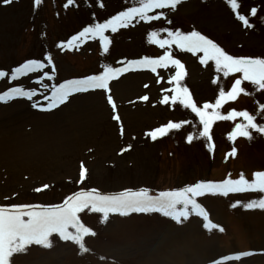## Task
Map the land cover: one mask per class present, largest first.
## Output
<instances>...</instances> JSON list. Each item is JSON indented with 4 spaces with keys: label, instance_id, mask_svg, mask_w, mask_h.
I'll return each instance as SVG.
<instances>
[{
    "label": "rangeland",
    "instance_id": "rangeland-1",
    "mask_svg": "<svg viewBox=\"0 0 264 264\" xmlns=\"http://www.w3.org/2000/svg\"><path fill=\"white\" fill-rule=\"evenodd\" d=\"M65 2L43 0L35 13L33 0L0 5V70L10 74L28 59L43 61L51 54L57 78L44 83L83 78L97 74L103 63L120 67L121 60L163 55L165 50L150 44L147 36L165 27L198 31L234 57L264 58V0H240L243 14L252 6L260 10L262 19L252 29L236 20L226 0H186L174 12L157 10L167 13L170 25L166 19L134 21L128 29L106 33L112 40L107 54L98 40L72 50L57 45L78 34L80 27L105 22L126 10L132 0H102L104 8L97 6V0H88L91 7L77 0L79 7L64 9ZM27 30L32 31L25 40ZM171 51L185 65L181 83L198 106L214 103L219 89L229 91L240 75L224 78L213 62L199 63L202 54L193 56L174 47ZM174 72L169 67L157 73H126L110 82L111 93L78 94L51 112L35 110L23 99L0 104V207L4 209L0 264H264V136L253 133L252 140L230 141L228 136L241 119L217 121L210 132L209 151V142L197 138L202 126L190 110L160 103L163 95H171L164 89L173 87L167 80ZM39 76L0 80V93L14 85L40 88L31 82ZM242 87L250 94H241L232 110L258 114L264 93L247 82ZM108 94L116 103L115 112L107 103ZM226 105L222 114L228 113ZM114 115H119V122ZM185 120L196 126L185 125L155 141L147 135L168 122ZM189 134L194 136L191 143L186 140ZM128 146L130 150L123 151ZM233 149L237 160H217L219 150ZM81 165L86 169L83 183H79ZM231 169L242 175L244 185L226 191L188 187L207 182L210 172L213 180L221 181ZM44 185L48 188L35 191ZM163 186L176 191L153 201L136 198L135 205L125 196ZM79 190H88L91 199L84 201L81 198L87 195H82L64 205L63 196ZM28 198L37 199L39 205H27L33 201L27 202ZM152 212L157 214L149 217ZM17 215L28 219L22 221Z\"/></svg>",
    "mask_w": 264,
    "mask_h": 264
},
{
    "label": "snow or ice",
    "instance_id": "snow-or-ice-1",
    "mask_svg": "<svg viewBox=\"0 0 264 264\" xmlns=\"http://www.w3.org/2000/svg\"><path fill=\"white\" fill-rule=\"evenodd\" d=\"M19 0H0V5L8 6L13 3H18ZM186 2V0H132V6L126 10L120 11L118 14L113 15L105 22H96L83 28L78 34L71 36L66 42H60L57 47L61 50L78 49L82 43L88 40H98L102 48V53H109L112 40L106 33L116 34L121 29H128L134 26L133 22L151 23L153 21L165 20L167 24H172L171 19H167V13L157 10L175 11L178 5ZM43 0H33V12L35 13L42 5ZM85 5L91 7L88 0H84ZM226 3L231 9L242 26L246 29H252L256 26L255 21L262 19L259 16V9L252 6L248 14H243L240 9L242 4L240 0H226ZM71 6L79 7L77 0H66L63 4L64 9ZM97 6L104 8L102 0H97ZM249 16L254 18L250 21ZM166 33V38L163 34ZM147 41L150 44L157 45L159 48L164 49L163 55L158 58H149L147 56L138 59L121 60L122 66L114 67L109 63L102 64V70L97 74H90L83 78L66 79L60 83H44V81H54L57 78V69L51 54H47L44 60L28 59L26 62L20 64L8 71L0 70V80L8 78L9 82H15L23 77H29L30 74L40 73L31 82L41 85L40 88H25L22 85H14L2 93H0V104H8L9 102L23 99L30 102V106L42 112H51L58 109L62 105L70 103L71 98L78 94H87L102 90L104 93H111L110 82L119 80L121 76L126 73L136 72L141 70H148L152 73H157L158 69H168L172 67L175 69L174 75H171L167 83L173 85L171 88L164 89L165 92L171 95H163L160 103L162 105H180L183 109L190 110L196 118H198L199 125L202 126L197 134V138L206 139L209 142V151H212L211 142L212 136L210 134L213 124L217 121H235L240 118L242 122L235 123L234 129L228 136L230 141H234L237 137H244L248 140L253 139V133L264 136V123H259L258 120L264 119V103L258 105V114H251L249 111H236L230 110L227 114H222L220 111L223 105L228 101H235L240 94L249 95L250 93L242 87L244 82L254 86L255 90L264 93V58H249V57H234L228 54L212 39L202 35L198 31H191L184 33L180 30H172L170 28H162L159 30H152L147 36ZM173 47L180 52L191 53L193 56H198L201 65H208L211 61L215 65V71L222 73L224 78L232 74H240L235 78L234 83L231 84L230 90L225 91L223 87L219 89L218 98L214 103H204L198 106L194 101L188 87L182 85L185 78L186 71L185 65L180 59L174 58L172 53ZM46 61V62H45ZM45 69H50L46 71ZM160 79H163L161 77ZM213 84L217 80L212 81ZM39 97V99H34ZM143 100H148L147 96L142 97ZM107 103L115 112L116 103L111 94L107 95ZM113 119L117 122L120 121L119 115H114ZM185 125H192V120H185L179 123L168 122L166 125L157 127L155 130L150 131L147 135L153 140L166 136L172 130H180ZM123 129H121V134ZM194 136L189 134L186 138L188 143H191ZM131 146L123 151L130 150ZM122 154V153H121ZM232 156L236 155V150L231 152ZM80 181L83 183L86 179V169L81 165L79 173ZM203 183V182H198ZM189 188L193 187L191 185ZM48 185L42 188H37L35 191L39 192L47 189ZM88 190H79L69 195L64 200V205L71 202L73 198H79L82 195H90ZM107 199V197H101ZM26 207V206H25ZM4 209L0 207V213Z\"/></svg>",
    "mask_w": 264,
    "mask_h": 264
}]
</instances>
